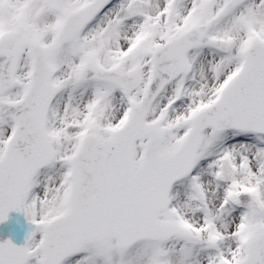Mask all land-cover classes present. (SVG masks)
I'll use <instances>...</instances> for the list:
<instances>
[{
    "label": "snow or ice",
    "instance_id": "snow-or-ice-1",
    "mask_svg": "<svg viewBox=\"0 0 264 264\" xmlns=\"http://www.w3.org/2000/svg\"><path fill=\"white\" fill-rule=\"evenodd\" d=\"M0 264H264V0H0Z\"/></svg>",
    "mask_w": 264,
    "mask_h": 264
},
{
    "label": "water",
    "instance_id": "water-1",
    "mask_svg": "<svg viewBox=\"0 0 264 264\" xmlns=\"http://www.w3.org/2000/svg\"><path fill=\"white\" fill-rule=\"evenodd\" d=\"M22 215L19 213H10L9 219L0 224V239L12 238L15 242H21L22 236L26 232L21 225Z\"/></svg>",
    "mask_w": 264,
    "mask_h": 264
}]
</instances>
